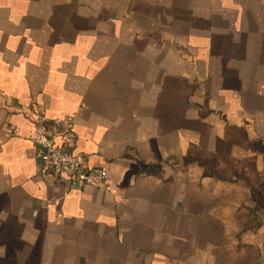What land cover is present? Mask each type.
I'll list each match as a JSON object with an SVG mask.
<instances>
[{
    "label": "crops",
    "instance_id": "0c3cea01",
    "mask_svg": "<svg viewBox=\"0 0 264 264\" xmlns=\"http://www.w3.org/2000/svg\"><path fill=\"white\" fill-rule=\"evenodd\" d=\"M0 264H264V0H0Z\"/></svg>",
    "mask_w": 264,
    "mask_h": 264
},
{
    "label": "built area",
    "instance_id": "2783aa9c",
    "mask_svg": "<svg viewBox=\"0 0 264 264\" xmlns=\"http://www.w3.org/2000/svg\"><path fill=\"white\" fill-rule=\"evenodd\" d=\"M21 111L31 119L34 127L32 141L40 154L41 174L66 175L70 186L87 184L100 189L108 188L110 176L107 169L89 165L85 154L73 150V115L51 119L41 108L31 110L25 105Z\"/></svg>",
    "mask_w": 264,
    "mask_h": 264
}]
</instances>
